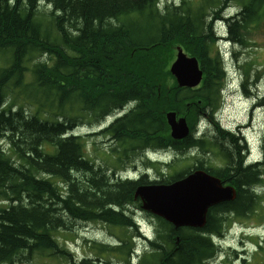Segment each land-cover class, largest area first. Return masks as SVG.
Wrapping results in <instances>:
<instances>
[{"label": "trees", "instance_id": "obj_1", "mask_svg": "<svg viewBox=\"0 0 264 264\" xmlns=\"http://www.w3.org/2000/svg\"><path fill=\"white\" fill-rule=\"evenodd\" d=\"M159 1L0 0V138L12 145L0 146V264L32 260L37 252L77 264L57 234L89 222L122 230L115 251L127 250L130 264L133 242L122 236L125 229L138 231L126 206L140 183L115 176L145 161L146 150L176 152L169 169H179L180 176L190 173L181 165L204 169L237 195L210 209L202 229L176 230L159 219L152 251L139 264H207L218 251L211 236L223 235L234 218H249L262 202L255 188L264 184V161L246 164L241 138L211 124V139L191 133L174 142L165 114L193 112L185 103L196 98L216 108L224 78L221 60L207 56L215 42L212 18L224 19L232 42L253 46L264 0H173L180 5L160 9ZM176 45L202 61V89L169 84ZM106 118L114 122L100 135L112 141L114 161L101 170L87 159L85 138L76 131L79 121L92 125ZM211 154L224 157L223 169L211 164ZM102 247L94 249L109 248ZM242 261L264 264V247Z\"/></svg>", "mask_w": 264, "mask_h": 264}, {"label": "rangeland", "instance_id": "obj_2", "mask_svg": "<svg viewBox=\"0 0 264 264\" xmlns=\"http://www.w3.org/2000/svg\"><path fill=\"white\" fill-rule=\"evenodd\" d=\"M162 0H160L158 3L160 4ZM176 3V2H174ZM168 4L164 2V6ZM180 5V3L178 4ZM44 5H40V10L44 9ZM241 7L240 5H237L236 8L228 9V12L236 13L235 10L237 11ZM160 9L161 6H158ZM51 8L47 10V12L51 13ZM232 10V11H231ZM215 15V14H213ZM207 22L210 21V19L206 20ZM215 26V32L219 33H227V28L226 24L224 23H214ZM258 33L261 35L259 38H257ZM254 39L252 40L251 43L255 42L253 46H244L241 44L238 45L237 47L234 45H225L226 47V52L227 54L226 59H231L228 60L230 63L228 65V70L229 71H235V77L236 79L233 81L235 83L234 86V91L235 93L233 96L230 98L229 103H227L225 106L227 107V113L224 112V118H223V129L230 131V132H239L237 127H240V129L245 130L247 128H250V130L244 132L245 134V144L248 147V152L246 156V164H255V162H258L259 160H264V109H257L254 117L253 116H248L250 113V109H248L251 105L250 101H246L245 99H242V96L239 95L241 93L244 95L245 93V87L242 84L241 81L245 77V69L246 66L245 64L250 63L251 67L249 68V77H256V74L260 75V84L257 89L259 94L262 96L264 95V30L260 29L255 31L253 33ZM215 48H217L216 45H214ZM174 48V46L172 47ZM233 48V49H232ZM218 49V48H217ZM234 55H237V59H234ZM41 57V56H40ZM215 58L214 56H212ZM240 61V62H239ZM242 65H237V63ZM258 80V81H259ZM256 81V78L254 79V82ZM254 90V91H255ZM239 91V93H238ZM256 103V101H255ZM213 105V104H212ZM204 107L205 104H204ZM226 116V118H225ZM253 117V118H252ZM107 119V118H106ZM253 119V121H252ZM235 121V122H233ZM78 124H83V126L79 127L77 129L76 133L80 134L82 137L86 139V149H87V159L94 164L95 167L103 166L104 168L109 166L111 167L112 163V157L113 155L110 152H106L108 148L106 147V144L104 140H106L101 136H87L89 135L93 130H98L99 125L98 124H92L89 125L85 121L81 122L79 121ZM110 124V123H109ZM250 125V126H249ZM208 127V124L206 125V128ZM212 126L209 125V128L205 131L206 135L210 137H214L215 132L212 131ZM87 133V134H85ZM243 136V135H241ZM4 140V139H1ZM108 140V139H107ZM109 141V140H108ZM7 143V140H5ZM227 147V146H226ZM228 148V147H227ZM101 153L103 157H106L104 160L101 159ZM219 154V153H218ZM251 154V155H250ZM211 164L214 167L217 168H224L226 165V161L224 160V157L221 155H213L211 154L210 157ZM260 162V161H259ZM135 169H141V172L147 171L146 167H138L135 166L133 167ZM156 170V169H155ZM154 170V171H155ZM165 176L170 175V169L167 167L164 168ZM173 172V171H171ZM157 172L153 175L155 178L157 176ZM260 195L261 198L260 200L262 201L258 207H256L252 214H250L249 218H237L233 219L232 221L235 222L236 227H234L233 231L230 233L229 236L226 237L225 242H220L221 246H223L225 256L229 255L233 259H237L238 257L236 256V253L234 249H240L239 246L242 244L243 238L241 237L240 233L242 231L241 228H256L261 225V223L264 221V185H261V188L259 187ZM259 200V201H260ZM136 206L133 204L132 208L135 209ZM135 215V218H137L141 224L142 231H144L148 236L151 238H154V229L153 226L155 224V220H150L149 215L146 212H139L138 209L136 212L131 215L133 218ZM150 224L151 227L147 228V224ZM126 230V229H125ZM123 232L122 238L129 237L131 235V232L134 234V230H126ZM249 232L253 233H260L259 229L255 230H249ZM121 234L120 229L113 228L109 225L105 226L100 223H92V224H83V225H77L72 231H60L59 234H57V238L59 242L65 244L67 246L72 255L76 256L79 258V260H83L84 258H89V255L91 259L97 260L100 258L99 255H97V249H94V244L90 247L88 244H84L82 240L78 243H75V240L79 237H88L92 239L95 243L97 242H103V243H114L117 244L119 243L118 237ZM99 244V243H98ZM70 245V246H69ZM146 243H140L139 245V253L142 255L144 252L147 250H144L146 247ZM143 246V247H142ZM228 246L230 248H228ZM247 248L250 250L249 252H254L255 249H257L255 246H247ZM251 254V253H250ZM103 264H107L109 261L111 264H125L123 259H119L117 256H105L104 260H101ZM242 263V262H241ZM240 263V264H241ZM16 264H70V257H59V259L55 258H50L46 256H37L33 258L32 260L26 259L22 261H18ZM210 264H222L219 261H214V263ZM236 264H239L236 263Z\"/></svg>", "mask_w": 264, "mask_h": 264}, {"label": "water", "instance_id": "obj_3", "mask_svg": "<svg viewBox=\"0 0 264 264\" xmlns=\"http://www.w3.org/2000/svg\"><path fill=\"white\" fill-rule=\"evenodd\" d=\"M171 72L176 75L180 86L194 87L200 81L202 73L198 69L196 59H188L182 51L178 60L172 66ZM167 119L175 138H185L187 127L184 120L176 121L175 114H167ZM236 191L232 187L222 188L221 181L215 178H205L201 173L189 177L186 181L167 186L145 196V205L167 217L177 225H193L198 220V226L206 223V211L213 205L224 201H233ZM179 200H183L182 203Z\"/></svg>", "mask_w": 264, "mask_h": 264}, {"label": "bare ground", "instance_id": "obj_4", "mask_svg": "<svg viewBox=\"0 0 264 264\" xmlns=\"http://www.w3.org/2000/svg\"><path fill=\"white\" fill-rule=\"evenodd\" d=\"M164 2H166V3H168V5L169 4H171V3H174V1L173 0H162L161 2H160V4L158 5V6H161V7H163L164 6ZM176 3H177V1H175ZM192 2V1H191ZM177 4H179V3H177ZM50 7V6H49ZM232 11V10H231ZM209 13V12H208ZM232 12H230L229 14H231ZM232 14H234V13H232ZM234 16V15H233ZM211 16H208L207 18H210ZM226 17V15L224 16V18ZM228 17H231V16H228ZM228 17H226L227 19H228ZM206 20V19H205ZM211 20V19H210ZM212 20L214 21V23L216 22V24L217 23H224L225 24V21H224V19L223 20H214L213 18H212ZM211 21H209V22H206V23H210ZM214 23H213V25H214ZM212 38H214L215 39V42L213 43V45H216L217 46V48H219L220 50H223V49H225V45H234V46H238V44L237 43H234V42H232L231 40H230V38H229V36H228V34L227 33H219V32H217V34H216V32H215V30H214V28H213V37H211V39ZM233 49V48H232ZM209 53H208V57L210 58V59H215L216 60V58H213L212 56H213V54H212V50H209L208 51ZM231 59V61H232V58H230ZM230 59H228V60H230ZM234 59H236V55H234ZM219 60H221V63H222V72H223V70L224 69H228V65L230 64L229 62H228V60L226 59V56H222V58H219ZM199 61H201L200 59H199ZM201 63H202V61H201ZM223 78L224 79H221L222 80V82H224V83H227V79H228V77H227V75H225V73L223 72ZM228 84V83H227ZM229 87H231L230 85H228ZM234 87V86H233ZM205 103V102H204ZM227 104V103H226ZM226 104H223V106L224 107H226L225 105ZM205 105L206 106H208V102H206L205 103ZM212 105V104H211ZM208 107H210V105L208 106ZM212 109H213V107H211ZM227 108V107H226ZM122 115H124V112L122 113ZM122 117V116H121ZM253 118V117H252ZM110 119H112V118H110ZM217 120V119H216ZM252 121H253V119H252ZM218 122H219V120H218ZM110 125V124H109ZM250 126V125H249ZM221 128L223 129V121H222V123H221ZM238 129V131L239 132H235V131H233V132H230V131H227V130H225V129H223L224 131H226V132H228V133H230V134H236V136L238 137V138H241L242 140H243V142L245 141V134H244V132H245V130L246 131H248V130H250V128H247V129H245V130H242V129H240V127H237ZM241 135H243V136H241ZM209 138V137H208ZM211 138H213V137H210L209 139H211ZM248 147H247V150H246V152H248ZM247 154V153H246ZM251 155V154H250ZM260 162H261V160H259ZM255 162V164L257 163H260V162ZM132 167H135V166H132ZM202 170H204V169H202ZM204 171H206V170H204ZM207 172V171H206ZM141 173H143V175H146V176H148L149 177V174H150V170H148L147 169V171H143V172H141ZM188 176H190V173L186 176V177H188ZM179 202L180 203H182L183 202V200H179ZM218 205V204H217ZM216 206V205H215ZM214 207V206H213ZM212 207V208H213ZM212 208H209L207 211H206V213H205V215H206V221H207V218H208V211L210 210V209H212ZM166 221L173 227V228H175L176 230H178V229H180V228H186V227H183V226H181V225H177L176 223H174L172 220H170V219H166ZM165 221V222H166ZM193 223H194V226L196 227V226H198V220H193ZM206 224V223H205ZM204 224V225H205ZM204 225L202 226V227H196V229H202L203 227H204ZM143 247V246H142Z\"/></svg>", "mask_w": 264, "mask_h": 264}, {"label": "flooded vegetation", "instance_id": "obj_5", "mask_svg": "<svg viewBox=\"0 0 264 264\" xmlns=\"http://www.w3.org/2000/svg\"><path fill=\"white\" fill-rule=\"evenodd\" d=\"M206 106V105H205ZM208 106H209V103H208ZM204 107L205 108V111H209V110H215V109H212L211 107ZM248 116H252V114H248ZM214 121L212 122L213 126L216 128V131L218 133H221V131H224L222 128H221V123H222V120L218 122V120L216 119H213ZM212 126V127H213ZM226 132V131H225Z\"/></svg>", "mask_w": 264, "mask_h": 264}]
</instances>
